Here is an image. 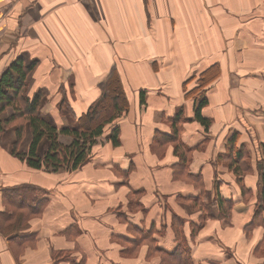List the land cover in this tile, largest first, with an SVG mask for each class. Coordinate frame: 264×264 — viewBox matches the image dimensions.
Wrapping results in <instances>:
<instances>
[{
    "label": "crops",
    "instance_id": "1",
    "mask_svg": "<svg viewBox=\"0 0 264 264\" xmlns=\"http://www.w3.org/2000/svg\"><path fill=\"white\" fill-rule=\"evenodd\" d=\"M0 8V74L18 56L34 61L27 94L43 91L41 114L51 124L75 126L111 66L128 100L113 122L120 143L111 144L105 127L77 169L31 168L10 152L13 130L0 134V264H56L53 251L57 264H156L157 250H175L173 213L185 220L187 241L189 223L203 220L190 243L194 263L264 264V209L253 220L264 186V0H0ZM213 64L205 125L184 90ZM180 107V138L192 155L174 176L173 145L153 142L170 133ZM239 151L249 170L238 181L228 162ZM23 186L45 202L12 226L20 215L1 217L4 196ZM201 196L195 206L184 200ZM220 196L231 201L224 215ZM137 232L154 244L137 245Z\"/></svg>",
    "mask_w": 264,
    "mask_h": 264
},
{
    "label": "trees",
    "instance_id": "2",
    "mask_svg": "<svg viewBox=\"0 0 264 264\" xmlns=\"http://www.w3.org/2000/svg\"><path fill=\"white\" fill-rule=\"evenodd\" d=\"M35 65L34 61L25 63L21 56L16 57L0 74V133L12 128L14 132V140L11 142L10 152L20 157L25 161L26 165L31 168H68L77 169L88 160V155L91 152V147L95 143V138L103 134L105 127L108 128V139L112 145H118L119 126L115 123V119L122 115L128 108V100L125 95L121 79L114 66L109 68L108 73L100 79L96 86L98 88L97 96L88 104L86 109L76 116L75 126H64L57 128L51 124L41 114L40 108L44 98V93L41 89H36L32 94H27V76ZM219 67L213 64L199 74L197 81L190 88H185L184 96L186 99L191 98L193 105V119L199 120L206 125V120L201 115V108L206 104V90L211 82L217 77ZM184 84V82H183ZM64 99L61 100V104ZM10 108L11 113L7 114L6 110ZM168 121L170 122V133L157 132L153 142L159 145L171 143L173 145V153L177 156V161L173 163L174 176H179L182 168H187L191 155L192 148L187 147L180 138L181 124L185 121L183 109L180 107ZM25 128L29 131L30 138L25 151L18 152L16 147L20 143L24 134ZM70 135L71 141L63 143L59 141L58 135ZM42 139L47 141V146L41 155L38 153L39 144ZM163 141L164 143H162ZM241 146H239L240 148ZM264 152V144H261ZM247 156V158H246ZM228 166L233 167L237 180H240V171L249 170L248 155L239 151L232 162H228ZM34 188L31 186H23L13 191H10L9 197L4 196L5 202H10L13 209H9V204L5 206L4 215L8 211L16 212L19 217L10 216L12 226L23 225L27 223L30 216L39 214L43 208L45 200H38L37 196H33ZM204 194V191H202ZM203 196L200 198H185L190 206H195L198 202L202 203ZM35 200V201H34ZM27 201H34V207L22 208ZM219 214L224 215L230 211L231 201L225 198H218ZM16 206L20 207L17 212ZM15 208V209H14ZM264 209V186L259 188L256 206L254 208L253 220H256L262 215ZM185 220L172 214L170 228L174 231L175 250L170 253L168 251L158 252V261L156 264H197L194 263L191 257L190 243L194 238L195 232L203 223L201 220L198 224L189 223L190 234L189 239L184 236ZM165 227V226H163ZM171 229V230H172ZM161 231V230H160ZM15 239L17 236H14ZM143 240H148L154 244V240L149 233L137 232L135 241L137 245ZM21 242L25 239L19 238ZM54 262L57 264L62 258L57 252H52ZM64 259H70L65 256ZM77 264V263H76Z\"/></svg>",
    "mask_w": 264,
    "mask_h": 264
},
{
    "label": "rangeland",
    "instance_id": "3",
    "mask_svg": "<svg viewBox=\"0 0 264 264\" xmlns=\"http://www.w3.org/2000/svg\"><path fill=\"white\" fill-rule=\"evenodd\" d=\"M0 10H1V12H2V15H4V13H3V10L0 8ZM44 99L45 98H43V101H44ZM42 101V102H43ZM62 108H64L65 109V107L64 106H62ZM40 111H41V108H40ZM9 129H12V128H9ZM27 132H29L26 128H25V130H24V134H23V136H22V139H21V141H20V143L18 144V146L16 147V150L18 151V152H23V151H21V150H24V149H21V146H20V144H22V143H26V142H28L29 140V138H28V133ZM1 134V133H0ZM12 139L11 140H14V132H12ZM43 140V139H42ZM45 141V140H44ZM22 142V143H21ZM47 142V141H46ZM69 143V142H68ZM27 144V143H26ZM25 144V145H26ZM40 146H39V148H38V152L39 153H41L42 151V149L45 147V145L44 144H39ZM10 148H11V144H10ZM89 157H90V154L88 155V159H89ZM88 161V160H87ZM86 163V162H85ZM43 170H46V169H50V170H53V168L52 167H47V168H42ZM140 264V263H139Z\"/></svg>",
    "mask_w": 264,
    "mask_h": 264
},
{
    "label": "built area",
    "instance_id": "4",
    "mask_svg": "<svg viewBox=\"0 0 264 264\" xmlns=\"http://www.w3.org/2000/svg\"><path fill=\"white\" fill-rule=\"evenodd\" d=\"M2 19H3V15H2V12H1V10H0V24H1V22H2Z\"/></svg>",
    "mask_w": 264,
    "mask_h": 264
}]
</instances>
